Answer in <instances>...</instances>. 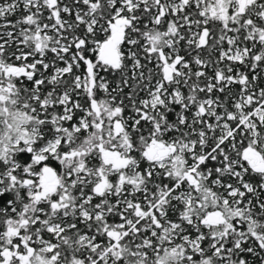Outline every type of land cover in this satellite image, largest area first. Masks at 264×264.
Returning a JSON list of instances; mask_svg holds the SVG:
<instances>
[{"label":"snow or ice","instance_id":"6c2138e0","mask_svg":"<svg viewBox=\"0 0 264 264\" xmlns=\"http://www.w3.org/2000/svg\"><path fill=\"white\" fill-rule=\"evenodd\" d=\"M0 264H264V0L0 2Z\"/></svg>","mask_w":264,"mask_h":264},{"label":"trees","instance_id":"16d2710c","mask_svg":"<svg viewBox=\"0 0 264 264\" xmlns=\"http://www.w3.org/2000/svg\"><path fill=\"white\" fill-rule=\"evenodd\" d=\"M0 2H3V0H0ZM13 19H15V17H13Z\"/></svg>","mask_w":264,"mask_h":264}]
</instances>
